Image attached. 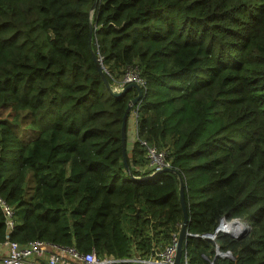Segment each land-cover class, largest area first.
Here are the masks:
<instances>
[{"label": "trees", "instance_id": "obj_1", "mask_svg": "<svg viewBox=\"0 0 264 264\" xmlns=\"http://www.w3.org/2000/svg\"><path fill=\"white\" fill-rule=\"evenodd\" d=\"M0 0V197L11 240L118 260L180 232L182 263L264 264V0ZM91 29L93 31L91 36ZM129 67L145 80L124 162ZM131 115V114H130ZM128 125V124H127ZM147 142L176 173L148 168ZM6 221L0 209V244ZM120 264H134L122 262Z\"/></svg>", "mask_w": 264, "mask_h": 264}, {"label": "built area", "instance_id": "obj_2", "mask_svg": "<svg viewBox=\"0 0 264 264\" xmlns=\"http://www.w3.org/2000/svg\"><path fill=\"white\" fill-rule=\"evenodd\" d=\"M129 83H136L145 87V80L137 67H129L119 86L124 88ZM135 116L137 114L135 111ZM146 147V155L149 160L148 168L154 172H160L165 168H172L165 150L155 146H149L147 142L142 143ZM0 209L6 221V236L1 245L8 249L7 254L0 257V264H120L122 262H133L134 264H175L178 247L179 234L173 235L171 242L162 249H154L150 256H138L133 259L118 260L112 256H99L94 250L89 253L78 251L75 247H63L49 242L37 240L27 245H20L11 240V233L16 226L15 210L0 197ZM247 222L239 220H222L213 233L192 234L194 237L210 240L215 244L217 251V237L220 234L242 232L249 229ZM183 264H188L187 260Z\"/></svg>", "mask_w": 264, "mask_h": 264}, {"label": "water", "instance_id": "obj_3", "mask_svg": "<svg viewBox=\"0 0 264 264\" xmlns=\"http://www.w3.org/2000/svg\"><path fill=\"white\" fill-rule=\"evenodd\" d=\"M98 2H99V0H95V3L92 7V10H94L97 7ZM92 33H93V31L91 29V36H92ZM93 58H94V61L96 63L97 69H98V71H99V73H100V75H101V77L105 83V86L107 87L109 92H111L114 96H116V97L121 96L122 94H124L125 92H127L128 90H131V89H136L138 91V96L135 97L134 99H132L130 102V105H129L126 113H125L124 118H123V124H122L123 155H124V162L126 164V167L128 168L127 139H126L128 118H129L130 114L133 112V108L136 107L137 104L139 103L141 97L143 96L144 91H143V88L136 83L127 84L123 88V90L120 92L114 91L111 87V84L108 81V78L106 76V72L103 69L101 59H99L97 54L94 52H93ZM165 172L176 173V171L172 168H165L164 170H162L160 172H156L155 175L160 174V173H165ZM180 182H181L180 183V203H181V207L183 210L184 218H183V224H182L180 232H179V240H178V247H177V252H176V257H175V264H183L182 263V256H183L184 245H185V243L189 237L194 238V235H192L188 229L189 217H188V212H187V207H186L184 182H183L182 178H180ZM247 233H248V229H244L242 232L225 233V235H229V236L240 239L243 236H245ZM216 248H217V255H222L225 257L231 256V254H229V253H226V254L221 253L219 250V246H217Z\"/></svg>", "mask_w": 264, "mask_h": 264}, {"label": "rangeland", "instance_id": "obj_4", "mask_svg": "<svg viewBox=\"0 0 264 264\" xmlns=\"http://www.w3.org/2000/svg\"><path fill=\"white\" fill-rule=\"evenodd\" d=\"M135 127H134V121L129 120L128 126H127V150H130L132 148V145L135 141L134 135H135Z\"/></svg>", "mask_w": 264, "mask_h": 264}, {"label": "crops", "instance_id": "obj_5", "mask_svg": "<svg viewBox=\"0 0 264 264\" xmlns=\"http://www.w3.org/2000/svg\"><path fill=\"white\" fill-rule=\"evenodd\" d=\"M129 120H132V121H134V127H135V135H134V139H135V141H136V139H137V132H136V116H135V113L134 112H132L131 113V115L129 116V118H128V123H129ZM128 126V125H127ZM135 141H134V143H135ZM134 143H133V145H134ZM133 145H132V148H133ZM179 234V233H178ZM7 252H8V249H7V247L6 246H3V245H1L0 244V257H2L3 255H5V254H7ZM215 252H216V254H217V251L215 250ZM139 255H136L135 257H138ZM142 256V255H141ZM113 257V256H112ZM134 257V258H135ZM144 257H147V256H144ZM133 259V258H132ZM187 260V259H186ZM185 260V261H186ZM188 262V261H187ZM185 263V262H184ZM212 264V263H211Z\"/></svg>", "mask_w": 264, "mask_h": 264}]
</instances>
